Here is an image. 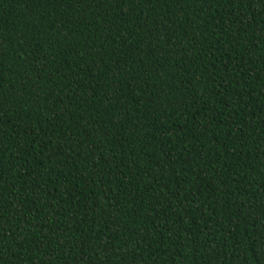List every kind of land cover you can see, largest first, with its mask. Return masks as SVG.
<instances>
[{"label": "trees", "instance_id": "16d2710c", "mask_svg": "<svg viewBox=\"0 0 264 264\" xmlns=\"http://www.w3.org/2000/svg\"><path fill=\"white\" fill-rule=\"evenodd\" d=\"M0 264H264V0H0Z\"/></svg>", "mask_w": 264, "mask_h": 264}]
</instances>
